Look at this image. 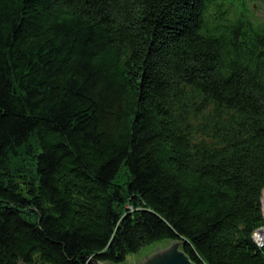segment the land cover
<instances>
[{
    "label": "trees",
    "instance_id": "16d2710c",
    "mask_svg": "<svg viewBox=\"0 0 264 264\" xmlns=\"http://www.w3.org/2000/svg\"><path fill=\"white\" fill-rule=\"evenodd\" d=\"M224 1L0 0V264H264V22Z\"/></svg>",
    "mask_w": 264,
    "mask_h": 264
},
{
    "label": "water",
    "instance_id": "95a60500",
    "mask_svg": "<svg viewBox=\"0 0 264 264\" xmlns=\"http://www.w3.org/2000/svg\"><path fill=\"white\" fill-rule=\"evenodd\" d=\"M180 241L160 240L157 243L150 244L133 256H129L121 264H195L180 249ZM95 264L100 263L94 261Z\"/></svg>",
    "mask_w": 264,
    "mask_h": 264
},
{
    "label": "rangeland",
    "instance_id": "374dc122",
    "mask_svg": "<svg viewBox=\"0 0 264 264\" xmlns=\"http://www.w3.org/2000/svg\"><path fill=\"white\" fill-rule=\"evenodd\" d=\"M225 7L230 13L236 11L237 6L245 4L248 15L255 21L264 22V0H225ZM262 212L264 215V189L262 191Z\"/></svg>",
    "mask_w": 264,
    "mask_h": 264
},
{
    "label": "built area",
    "instance_id": "2783aa9c",
    "mask_svg": "<svg viewBox=\"0 0 264 264\" xmlns=\"http://www.w3.org/2000/svg\"><path fill=\"white\" fill-rule=\"evenodd\" d=\"M252 239L258 246L263 245V243H264V226L255 230L252 233Z\"/></svg>",
    "mask_w": 264,
    "mask_h": 264
}]
</instances>
